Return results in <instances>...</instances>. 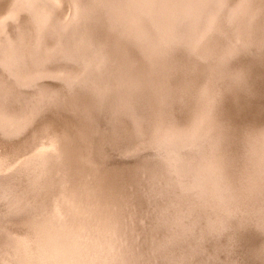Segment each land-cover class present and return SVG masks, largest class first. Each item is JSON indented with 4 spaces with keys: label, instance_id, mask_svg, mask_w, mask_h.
<instances>
[{
    "label": "rangeland",
    "instance_id": "374dc122",
    "mask_svg": "<svg viewBox=\"0 0 264 264\" xmlns=\"http://www.w3.org/2000/svg\"><path fill=\"white\" fill-rule=\"evenodd\" d=\"M20 1L0 0V264H14L13 236L34 249L43 223L105 264H264V126L234 152L216 80L181 85L187 63L264 55V37L240 32L246 0Z\"/></svg>",
    "mask_w": 264,
    "mask_h": 264
},
{
    "label": "bare ground",
    "instance_id": "6f19581e",
    "mask_svg": "<svg viewBox=\"0 0 264 264\" xmlns=\"http://www.w3.org/2000/svg\"><path fill=\"white\" fill-rule=\"evenodd\" d=\"M37 0H21L20 6L36 7ZM102 1V0H100ZM98 1V3L100 2ZM163 1V0H162ZM191 1V0H190ZM197 1V0H195ZM201 1V0H200ZM216 1V0H210ZM228 0H221V3H225ZM107 2V1H106ZM112 2V1H111ZM205 2V1H203ZM75 3V2H74ZM103 6V2H101ZM117 3V2H116ZM197 3V2H196ZM194 2V4H196ZM200 3V2H199ZM206 3V2H205ZM212 3V2H211ZM257 5L256 14L249 19V5ZM90 4V3H89ZM192 4V1L191 3ZM193 4V5H194ZM203 4V3H202ZM92 5V4H91ZM111 5V4H110ZM161 5V4H160ZM197 5V4H196ZM204 5V4H203ZM200 9H202V6ZM206 5V4H205ZM96 6V5H95ZM146 10H154L155 0H145L141 4ZM159 6V5H158ZM167 6V5H166ZM200 6V4L198 5ZM111 7V6H110ZM117 7V6H116ZM124 7V6H123ZM206 7V6H203ZM76 8V7H74ZM100 8V7H99ZM161 7H159L160 9ZM239 8V7H238ZM109 9V8H108ZM112 9V8H111ZM114 9V8H113ZM171 9V8H170ZM240 9H243L244 17L240 20L242 26L241 35L245 41L251 40H263L264 37V0H246L243 1ZM123 11V10H122ZM145 12V10H143ZM185 11V10H184ZM166 12V11H165ZM170 12V11H169ZM205 12V11H204ZM114 13V12H113ZM128 14V13H127ZM126 14V15H127ZM167 15H170L167 14ZM202 15V14H200ZM231 15V14H230ZM42 18L47 19L48 13H41ZM186 16V15H185ZM125 17V15H124ZM169 17V16H168ZM213 17V16H212ZM37 18V17H36ZM167 18V17H166ZM182 19V18H181ZM189 19V18H188ZM9 20V19H8ZM94 21V20H93ZM131 21V20H130ZM185 21V19H184ZM187 21V20H186ZM101 22V21H100ZM200 22V21H199ZM237 22V21H236ZM13 23V22H12ZM117 23V22H116ZM167 23V22H166ZM198 23V21H197ZM104 24V23H103ZM131 24V23H130ZM148 24V23H147ZM200 24V23H199ZM95 25V24H94ZM123 26V25H122ZM167 26V25H166ZM94 27V26H93ZM97 27V26H96ZM12 28V27H11ZM92 28V27H91ZM139 28V27H138ZM56 29V28H55ZM95 29V28H94ZM102 29V28H101ZM161 29V28H160ZM189 29V28H187ZM61 30V29H60ZM125 30V29H124ZM210 30V29H209ZM190 31H192L190 29ZM222 32L224 30L222 29ZM164 33V32H163ZM187 33V32H186ZM203 33V32H202ZM178 34V32L176 33ZM189 34V33H188ZM137 35V34H136ZM142 35V34H141ZM179 35V34H178ZM100 36V35H99ZM20 37V36H19ZM41 37V35H40ZM172 37V35H171ZM178 38V36H176ZM220 36H214L209 39L206 47V52L212 53L214 56H220L222 51V45L219 38ZM141 38V37H140ZM150 38V37H149ZM231 38V37H230ZM21 39V37H20ZM143 39V38H142ZM175 39V38H174ZM240 39V38H239ZM152 41V40H151ZM203 41V39H202ZM205 41V40H204ZM177 42V40H175ZM18 43V42H17ZM35 43V42H34ZM205 43V42H203ZM202 43V44H203ZM201 44V45H202ZM236 44V43H235ZM48 45V44H47ZM183 45V44H182ZM205 46V45H204ZM229 46V45H227ZM78 47V45H77ZM179 47V46H178ZM202 47V46H201ZM232 47V46H231ZM236 47V46H234ZM108 48V47H107ZM134 48V47H133ZM225 48V47H224ZM77 50V49H76ZM182 50V49H181ZM229 51V50H228ZM234 51V50H233ZM156 52V50H155ZM239 52V51H238ZM210 54V55H212ZM226 54V53H224ZM228 54V53H227ZM251 54V52H250ZM182 55V54H181ZM7 56V55H6ZM206 56V55H205ZM215 56V57H216ZM229 56V55H228ZM68 58V57H67ZM231 58V57H230ZM75 59V58H74ZM207 59V58H206ZM201 60V59H200ZM236 60V59H235ZM234 60V61H235ZM8 61V60H7ZM10 61V60H9ZM13 61V60H12ZM60 61V60H59ZM209 61V60H208ZM217 61L210 65H201L197 63H187L184 75L181 77V85L184 91L194 92L197 87L203 82V80L211 75L216 80L215 88L217 90L226 93L224 97L225 102L221 104L220 110L222 127L226 130L229 144L233 147V151L236 152L237 144L244 139L247 132L256 131L260 127L264 126V55L260 57L245 58L239 62H229L226 58H218ZM3 62V61H2ZM100 62V61H99ZM198 62V61H197ZM11 63V62H10ZM174 67V66H173ZM17 68V67H16ZM15 68V69H16ZM38 68V67H37ZM46 68V67H45ZM184 68V67H183ZM5 70V68L3 69ZM9 70V69H8ZM12 70V69H11ZM10 70V71H11ZM14 71V70H13ZM18 71V70H17ZM20 71V69H19ZM182 71V70H181ZM23 72V71H22ZM9 73V72H7ZM26 73V72H25ZM63 73V72H62ZM22 74V73H21ZM24 74V73H23ZM168 74V73H167ZM181 74V73H180ZM19 75V74H18ZM24 76V75H23ZM173 76V75H172ZM11 77V76H10ZM16 77H14L15 79ZM18 78V77H17ZM16 78V79H17ZM37 78V77H36ZM52 78V77H51ZM171 78V77H170ZM2 79V78H1ZM13 79V78H12ZM154 79V78H153ZM30 81V80H29ZM33 81V80H32ZM48 81V80H47ZM84 81V80H83ZM1 82V81H0ZM20 82V81H19ZM21 83V82H20ZM78 83V82H77ZM209 83V82H208ZM16 84V83H14ZM213 84V83H212ZM20 85V84H19ZM30 85V84H29ZM79 85V84H78ZM79 87H82L81 85ZM8 89V88H7ZM27 89V88H26ZM14 91V90H13ZM17 91V90H16ZM4 92V91H3ZM172 92V91H171ZM203 92V91H202ZM206 92V91H205ZM36 93V92H35ZM1 94V92H0ZM3 94V93H2ZM165 98V97H164ZM207 98V97H206ZM210 98V97H209ZM155 99V98H154ZM163 99V98H162ZM204 102V101H203ZM206 103V102H205ZM221 103V102H220ZM160 104V103H159ZM64 106V105H63ZM66 107V106H65ZM204 107V106H203ZM201 109V108H200ZM136 110V109H135ZM207 110V108H206ZM199 111V110H198ZM203 112V111H202ZM207 112V111H205ZM199 114V113H198ZM207 115V114H206ZM204 117V116H203ZM208 117V116H207ZM201 120V119H200ZM203 121V120H202ZM61 124V123H60ZM201 124V123H200ZM211 125V124H210ZM65 130L71 131L70 125L61 124ZM226 126V127H225ZM227 128V129H226ZM178 129V127H177ZM184 131V130H183ZM212 132V131H211ZM209 133V132H208ZM65 135V134H64ZM178 135V134H177ZM181 135V134H180ZM67 142L73 138L72 134L64 136ZM259 137V136H258ZM185 138V137H184ZM204 138V137H203ZM161 139V138H160ZM227 139V138H226ZM187 141V140H186ZM206 141V140H205ZM213 141V139H212ZM256 142V141H255ZM201 143V142H200ZM208 143V142H207ZM213 143V142H212ZM221 143V142H220ZM208 145V144H207ZM179 146V145H178ZM264 146V145H262ZM251 148V147H250ZM254 148V147H253ZM257 148V147H256ZM254 148V150L256 149ZM264 148V147H260ZM246 149V147H245ZM45 147L41 148V152L45 154ZM66 150V149H65ZM251 150V149H250ZM26 151V150H25ZM205 151V150H204ZM255 150L252 153H255ZM68 152V149H67ZM212 152V151H210ZM220 152V151H219ZM251 152V151H250ZM199 153V152H198ZM202 153V152H201ZM249 154V152H247ZM264 153V152H263ZM204 154V153H203ZM207 154V153H206ZM251 154V153H250ZM256 154V153H255ZM43 155V154H42ZM247 155V154H246ZM68 158L71 159L72 155ZM234 156V155H233ZM254 156V155H253ZM74 157V156H73ZM173 157V156H172ZM251 157V156H250ZM208 158V157H207ZM203 160V159H202ZM221 160V159H220ZM260 163V161H259ZM262 165V164H261ZM192 166V165H191ZM258 169V164L256 165ZM180 168V167H179ZM260 168V167H259ZM192 170V169H191ZM3 172V171H1ZM9 172V171H8ZM250 172V171H249ZM7 173V172H6ZM263 173V172H262ZM256 174V173H255ZM1 175V174H0ZM164 175V174H163ZM194 175V174H193ZM196 175V174H195ZM254 176V175H252ZM258 176V175H257ZM185 177H187L185 175ZM190 177V176H189ZM206 177V176H205ZM183 178V177H182ZM210 178V177H209ZM252 178V177H251ZM164 179V178H163ZM189 179V178H188ZM192 179V178H191ZM249 179V178H248ZM255 179V177L253 178ZM197 181V179H196ZM194 181V183L196 182ZM253 181V180H251ZM173 182V181H172ZM214 182V180H213ZM216 182V181H215ZM180 183V182H179ZM191 183V182H190ZM202 183V182H201ZM197 184V183H196ZM211 184V183H210ZM191 185V184H190ZM201 185V184H200ZM199 185V186H200ZM209 185V184H208ZM183 186V185H182ZM217 186V185H216ZM74 187V186H73ZM79 187V186H78ZM221 187V186H220ZM223 187V186H222ZM215 188V187H214ZM226 188V187H225ZM66 189V188H65ZM174 189V188H173ZM208 189V188H207ZM210 189V188H209ZM223 191V188H220ZM76 190V189H74ZM226 190V189H225ZM66 191H68L66 189ZM258 191V190H257ZM223 193V192H222ZM243 193H245L243 191ZM255 194V193H254ZM98 196L96 188H89L85 197L92 202L94 198ZM165 196V195H164ZM219 196V193H218ZM167 197V196H166ZM224 197V196H223ZM245 197V196H244ZM213 198V197H212ZM222 198V196H221ZM251 198V197H250ZM259 200V199H258ZM215 201V200H214ZM219 201V198H218ZM202 202V201H201ZM264 202V201H263ZM262 203V202H261ZM219 204V203H218ZM223 204V202H222ZM221 204V205H222ZM198 206V205H197ZM227 206V205H225ZM196 207V206H195ZM236 208V207H235ZM228 209V207H227ZM191 210V209H190ZM196 210V209H195ZM264 210V209H263ZM249 214V213H248ZM9 216V215H8ZM246 216V214H245ZM210 217V216H209ZM249 218V217H247ZM13 220V219H12ZM31 220V219H30ZM211 221V220H210ZM64 222V221H63ZM65 223V222H64ZM67 224V223H66ZM71 224V223H70ZM220 224V223H219ZM37 229V245L33 249L26 238H20L13 236L9 239L12 245L8 248L14 247L16 250V257L14 252V264H105L102 259H105V251L102 249L90 248L86 246V243L82 236L75 234L67 228L62 233H55L54 235L49 233L48 225L43 223ZM63 227V226H62ZM209 227V225H208ZM36 227H34V231ZM186 229V227H185ZM234 230V229H233ZM255 231V230H254ZM210 232V231H209ZM254 235V233H253ZM182 237V236H181ZM182 239V238H181ZM248 238L243 240V245L248 244ZM103 248V247H102ZM104 249H107L104 247ZM209 253V252H208ZM203 254V253H202ZM4 264L7 259L5 258ZM239 262V261H238ZM7 264V263H6ZM135 264V263H134Z\"/></svg>",
    "mask_w": 264,
    "mask_h": 264
}]
</instances>
